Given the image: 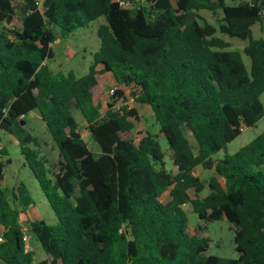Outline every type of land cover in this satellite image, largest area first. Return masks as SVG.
I'll list each match as a JSON object with an SVG mask.
<instances>
[{
  "label": "trees",
  "instance_id": "16d2710c",
  "mask_svg": "<svg viewBox=\"0 0 264 264\" xmlns=\"http://www.w3.org/2000/svg\"><path fill=\"white\" fill-rule=\"evenodd\" d=\"M126 1L20 0L16 8L0 0V132L23 137L20 152L55 219L13 207L16 195L2 185L8 161H0V264H33L25 233L44 252L40 264H264V131L213 158L264 116V39L250 30L264 21V0ZM202 10L221 11L217 28ZM98 18L87 73L52 72L56 40ZM216 32L246 45L226 50ZM104 74L116 90L103 106L93 88ZM138 107L150 109L174 172L157 135L133 134ZM33 112L59 153L55 166L18 125ZM197 167L212 173L205 196ZM185 205L205 222L231 225L235 259L207 254L209 240L188 231Z\"/></svg>",
  "mask_w": 264,
  "mask_h": 264
},
{
  "label": "rangeland",
  "instance_id": "374dc122",
  "mask_svg": "<svg viewBox=\"0 0 264 264\" xmlns=\"http://www.w3.org/2000/svg\"><path fill=\"white\" fill-rule=\"evenodd\" d=\"M39 5L42 0H36ZM129 2L135 0H128ZM173 3V0H171ZM239 0H225L228 5L236 4ZM246 1V0H245ZM14 6L19 8L20 0H12ZM198 14L203 21L211 26L217 28L222 19L221 11L211 14L208 11H199ZM103 18H98L89 22L86 26L77 28L72 31L67 38L56 40V47L54 49L53 58L46 61L49 69L56 72H72L77 78L82 77L88 71L92 62V55L99 48V38L97 37V28L103 23ZM251 36L253 39H264V21L254 24L251 28ZM217 37L221 38L228 46L226 50L242 51L246 45V41L237 38H229L223 34L216 32ZM243 61L248 65L247 58L242 55ZM112 80L105 75L97 76V84L93 88L94 99L105 105L109 100L108 90L111 88ZM260 101L264 109V91L260 96ZM134 104H132L133 106ZM138 121H133V134H142L149 131L157 135V142L164 152L165 168L168 171L174 172L175 169L171 163V152L168 148L164 137L158 134V128L155 124L154 118L147 108H138ZM19 127L34 137L39 144L38 151L40 156L47 161V165L55 166L61 161L59 153L51 141L46 129L44 128L37 112L30 113L24 117L23 124H18ZM79 130L87 147L97 155L96 144L88 137L82 124H79ZM264 131V116L253 126L244 128L240 134L233 139L226 147L216 153L213 158L221 159L224 154H232L242 146L249 143L258 134ZM185 136L189 140L191 148H196V143L189 132H185ZM23 137L17 136L12 129V133L0 132V149L3 150L4 155H0V161L5 163L2 170V185L9 191L13 190L16 195V200L12 201V205L18 211L23 209L27 211L29 216H34L41 219L47 224H54L55 219L53 213L45 200L37 182L33 178L29 168L27 167L24 157L20 152V146L23 145ZM196 176L203 182L205 189L201 196H205L208 192L207 183L211 177V171H205L201 167L194 170ZM219 181H222L219 179ZM183 210L188 220V231L192 234H197L199 237L207 238L209 240L207 247V254L214 255L224 259H235L237 254L234 250L233 243V229L226 220H219L213 222H205L199 219L196 214L191 211L189 205L183 206ZM26 245L28 250L33 253V264H40L45 260V255L39 243L33 235L25 233Z\"/></svg>",
  "mask_w": 264,
  "mask_h": 264
},
{
  "label": "built area",
  "instance_id": "2783aa9c",
  "mask_svg": "<svg viewBox=\"0 0 264 264\" xmlns=\"http://www.w3.org/2000/svg\"><path fill=\"white\" fill-rule=\"evenodd\" d=\"M123 5L126 6V7H129V6L132 5V3L129 2V1H126ZM115 90H116L115 87H111V88L108 90V96H109V97H112L113 94H114V91H115ZM132 104H133V99H132V98H129V104H128L129 108L132 107ZM23 241H26V238H25V237H23Z\"/></svg>",
  "mask_w": 264,
  "mask_h": 264
},
{
  "label": "crops",
  "instance_id": "0c3cea01",
  "mask_svg": "<svg viewBox=\"0 0 264 264\" xmlns=\"http://www.w3.org/2000/svg\"><path fill=\"white\" fill-rule=\"evenodd\" d=\"M105 75V77H110L111 78V80H112V84H111V87L114 85V81H113V79H112V77H111V75L110 74H104ZM138 108H147V109H149L148 107H138ZM138 108H137V112H138ZM34 113V112H33ZM31 209H28V210H26V211H24L25 212V214H27V211H30ZM28 215V214H27ZM29 216V215H28ZM30 218H35L34 216H29ZM1 231H2V229L0 228V234H1Z\"/></svg>",
  "mask_w": 264,
  "mask_h": 264
},
{
  "label": "water",
  "instance_id": "95a60500",
  "mask_svg": "<svg viewBox=\"0 0 264 264\" xmlns=\"http://www.w3.org/2000/svg\"><path fill=\"white\" fill-rule=\"evenodd\" d=\"M21 124H23V122H21Z\"/></svg>",
  "mask_w": 264,
  "mask_h": 264
}]
</instances>
